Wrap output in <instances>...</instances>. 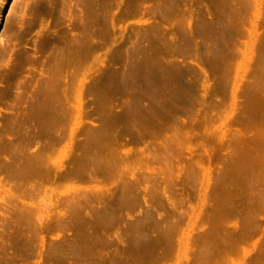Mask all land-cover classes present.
Returning a JSON list of instances; mask_svg holds the SVG:
<instances>
[{"label":"rangeland","instance_id":"374dc122","mask_svg":"<svg viewBox=\"0 0 264 264\" xmlns=\"http://www.w3.org/2000/svg\"><path fill=\"white\" fill-rule=\"evenodd\" d=\"M94 2L0 0V34L3 33L0 134L6 136L16 117L21 132L40 135L31 145L25 142L26 152L37 150L48 155L43 163L35 165L37 159H22L26 168L22 178L18 181L12 176L0 188V204L6 203L4 208L0 205L5 261L7 264H88L89 254L95 252L99 258L111 253L112 257L131 256L130 262L136 264H264V199L261 202L258 199H261L260 190L264 189V0H102L105 41L101 61H87L80 68L87 75L83 125L76 128L74 115L60 118L58 130L49 132L45 117L41 123L30 119L27 101L42 86L48 77L46 72L54 64L52 37H62L64 32L68 37L79 33L85 16L89 17L90 31L94 30L90 24ZM43 3L47 6L41 11ZM157 28L161 29L159 33ZM146 48L158 53L162 67L156 65L150 77H139L142 81L133 76L137 73L124 78L125 64L136 65L137 59L139 64L145 53H149ZM124 50L131 54L128 61ZM91 52L93 56L97 54ZM15 67L20 70L10 79ZM134 68L140 71L137 66ZM80 69L69 68L70 73H75L76 81ZM76 81L73 79L71 85L73 105L78 100L79 80ZM154 81H160V85L165 82V88L161 86L163 92L172 95L182 110L176 112V109V117L167 115L169 121L165 119L162 127L156 126L161 132L155 133L156 138L146 133L144 143L137 140V134L138 138L133 136L131 127L127 130L131 128L133 134L129 130L128 133L133 137L127 134L125 137L126 129L121 127L129 124L128 119L121 117L117 124L122 125L117 128L116 124L118 130L114 129V134L119 135L122 130L130 143L118 137L115 144L106 145L109 149L103 147L110 150H105L106 156L113 152L124 157L114 163L116 170L108 173V164L111 166L117 160L109 154L110 159H98L101 163L89 159L87 150L84 152L82 148L86 138L82 132L115 119L127 109L126 99L137 97L138 93L143 103L150 101L148 97L153 94H148L155 90L150 88L151 91L145 92L146 85ZM17 82L20 89L15 86ZM139 82L142 91L137 88ZM104 95L111 100L110 106L106 105L108 108L100 105L99 97ZM170 122L176 126L171 127ZM166 126L170 129L166 130ZM72 128L78 131L74 139H71ZM165 142H170L173 149ZM98 147L102 146L97 144L92 152L94 156L98 150H104ZM82 152L88 156L79 163ZM99 153L102 155L103 151ZM76 166L84 167L83 171L77 177L70 175L71 178L66 171ZM36 167L42 168V172L38 173ZM85 167L94 175L90 176ZM17 181L22 187L20 192L16 189ZM106 261L100 263L112 264Z\"/></svg>","mask_w":264,"mask_h":264},{"label":"bare ground","instance_id":"6f19581e","mask_svg":"<svg viewBox=\"0 0 264 264\" xmlns=\"http://www.w3.org/2000/svg\"><path fill=\"white\" fill-rule=\"evenodd\" d=\"M4 1H6V0H4ZM225 1V0H224ZM247 1V0H246ZM57 2V1H56ZM134 2V1H133ZM251 2V1H250ZM4 2H2V4H3ZM24 3V2H23ZM22 3V4H23ZM49 3V2H48ZM129 3H131V2H129ZM38 4V3H37ZM226 4V3H225ZM6 5V2H5V4H4V6ZM88 5V4H87ZM92 5V4H91ZM174 5V4H173ZM172 5V6H173ZM3 6V7H4ZM47 5H45L44 3H43V6L40 8V9H42L41 11H43L44 9H45V7H46ZM166 6V5H165ZM233 6V5H232ZM24 7V6H23ZM81 7V6H80ZM104 7V3L102 2V0H95V2H94V8H93V15H92V18H91V22H90V20H89V22H90V24H92L93 25V27H94V30H91L90 31V29H89V23H88V19H89V17L88 16H85V18H83L84 20L82 21V29H81V31L79 32V33H76V34H73L71 37H68L67 35H65V34H67L66 32H64L65 34H64V36H62V37H56V35H55V37H56V39L54 38V37H52L53 39H52V41H50L51 43L53 42V43H55V49L53 48V50L55 51L54 52V54H53V57H52V59H53V65H51L50 66V68L48 69V71L46 72L47 73V75H48V77L47 78H45L46 80L45 81H43L44 83L42 84V86H40V88L37 90V92L35 91V93L34 94H31V95H29L28 97H30L31 96V98H29V99H31V100H28L27 102H28V111H29V113H30V115H31V117H30V119H32V120H34L36 123H41L42 122V118L43 117H45V119H47V121H46V123L48 122V127L47 128H49L50 129V131L49 132H51V130L53 131V130H55L56 129V125H57V123H58V121H59V119L60 118H64V119H68V117H73L74 115H76V122H75V126H76V128H80L81 129V125H83V114H84V109H85V101H84V96H85V94H86V88H85V82H86V80H87V75H86V73L84 72V71H81V67H82V65H84L87 61L89 62V61H93V62H99V61H101V56H102V54H100L101 53V50H102V48H103V46H102V44H104V41L105 40H103V39H105V37H104V32H103V27H104V25H103V21L105 20L104 19V17H103V8ZM89 8V7H88ZM171 8V7H170ZM14 9V8H13ZM46 10V9H45ZM19 11V10H18ZM50 11V10H49ZM87 11H88V9H87ZM90 11H92L91 9H90ZM130 11V10H129ZM181 11V10H180ZM15 12V11H14ZM89 12V11H88ZM15 14V13H14ZM18 14V13H17ZM84 14H86V13H84ZM36 15V14H35ZM83 15V14H82ZM89 15V14H88ZM168 15H170V14H168ZM187 15V14H186ZM13 16V15H12ZM17 16V15H16ZM166 16V15H165ZM164 16V17H165ZM199 16V15H198ZM84 17V16H83ZM91 17V16H90ZM40 18V17H39ZM108 18V17H107ZM167 18V17H166ZM15 20V19H14ZM81 20H82V17H81ZM121 20V19H120ZM112 21V20H111ZM19 22V21H18ZM14 23H17V22H14ZM211 23V22H210ZM236 23V22H235ZM0 24H1V22H0ZM156 24V23H155ZM199 24V23H198ZM157 25V24H156ZM79 26V25H78ZM150 26V25H149ZM155 26V25H154ZM153 26V27H154ZM159 26V25H158ZM157 27V26H156ZM159 27H161V26H159ZM198 27V26H197ZM214 27V26H213ZM140 28V27H139ZM194 28V27H193ZM80 29V28H79ZM142 29V28H141ZM158 29V28H157ZM135 30V29H134ZM140 30V29H139ZM155 30V29H154ZM159 30V29H158ZM161 30V29H160ZM160 30L158 31V33L160 32ZM141 32V31H140ZM143 32V31H142ZM187 32V31H186ZM156 33V32H155ZM158 33H156V34H158ZM162 33H163V31H162ZM200 33V32H199ZM71 34V33H70ZM69 34V35H70ZM2 35H3V33H1L0 34V38L2 37ZM159 35V34H158ZM223 36V35H222ZM51 37V36H50ZM104 37V38H103ZM137 37V36H136ZM160 37H161V35H160ZM149 38V37H148ZM145 39V38H144ZM183 39V38H182ZM181 39V40H182ZM187 39V38H186ZM49 40H51V39H49ZM108 40V39H107ZM189 40V38L187 39V41ZM140 42V41H139ZM43 43H45V41L43 42ZM47 44H49V43H47ZM59 44V45H58ZM175 44V43H174ZM174 44H172V45H174ZM54 45V44H53ZM52 45V46H53ZM146 45V44H145ZM178 45V44H177ZM41 46V45H40ZM44 46V45H43ZM151 47V46H150ZM149 47V48H150ZM153 47V46H152ZM202 47V46H201ZM43 48V47H42ZM149 48H146V51H148L147 49H149ZM168 48V47H167ZM181 48V47H180ZM36 49V48H35ZM38 49H40V48H38ZM207 49V48H206ZM144 50H145V48H144ZM150 50V49H149ZM153 50V48L151 49V51ZM165 50V49H164ZM163 50V51H164ZM167 50H169V49H167ZM90 51H94V52H96L97 54H94V56L92 55L93 54V52H91L90 53ZM172 51V50H171ZM149 52V51H148ZM89 53H90V55H92L93 56V58H92V60H89V58H90V55H89ZM120 54H122L121 52H120ZM124 54H125V56H124V58H125V60L126 61H128V60H130V58H131V54H130V52H128V50H126V52H125V50H124ZM146 55L142 58V60L140 61V63L138 64L137 63V61H139L138 59L135 61V63H136V65L134 64V65H128L127 66V64H125V68L123 69V71H122V75H123V77L124 78H126L128 75L127 74H130V76H131V74H133V73H137V75H134L133 74V76H135V77H138V79H140L139 77H141V76H146V77H148L150 74H152V73H154V71H155V67H156V65H158L160 68L162 67L160 64L161 63H159L160 62V59L157 57V55L156 54H158V53H156V51H152V52H149V53H145ZM160 54V53H159ZM212 54V53H211ZM89 55V56H88ZM116 55V54H115ZM119 55V54H118ZM206 55V54H205ZM213 55V54H212ZM211 56V55H210ZM159 57H161V56H159ZM90 58V59H91ZM210 58V57H209ZM140 59H141V57H140ZM212 60H214V59H212ZM52 61V60H51ZM44 63V62H43ZM20 64V63H19ZM88 64V63H87ZM86 64V65H87ZM155 64V65H154ZM86 65H84V66H86ZM71 66H74V67H78L79 69H80V72H81V75H80V72H76V74H78L77 75V81L79 80V84H78V88H77V93H78V95H77V98H78V100H77V104H75V105H73L72 103H71V101H70V95L71 96H73L72 94H70L71 93V90L73 89V87H71V85L73 86V79L76 81V79L74 78L75 77V73L74 72H72L71 71V73L69 72V68L71 67ZM108 66V65H107ZM137 66V68L138 69H140V71L138 70H135V68L134 67H136ZM21 67V66H20ZM179 67V66H178ZM212 67V66H211ZM16 68V67H15ZM82 68H84V67H82ZM114 68V67H113ZM158 68V67H157ZM156 68V69H157ZM193 68V67H192ZM13 70V69H12ZM11 70V71H12ZM19 70H20V68L18 67V68H16V69H14L9 75V77H10V79H13V78H15V76H16V74L19 72ZM83 70V69H82ZM112 70V69H111ZM161 70V69H160ZM44 71H46V70H44ZM112 71H114V70H112ZM40 73H42V72H40ZM80 75V78L78 79V76ZM139 75V76H138ZM158 75V74H157ZM174 75V74H173ZM190 75V74H189ZM150 77V76H149ZM160 77V76H159ZM121 78H122V76H121ZM128 78V77H127ZM131 78V77H130ZM134 78V77H133ZM149 79V78H148ZM137 80V79H136ZM144 80H146V78L144 79ZM155 80V79H154ZM194 80V79H193ZM39 81V80H38ZM76 81V82H77ZM110 81V80H109ZM139 81H142L141 79L139 80ZM165 81V80H164ZM192 81V80H191ZM163 82V81H162ZM113 83V82H112ZM116 83V82H115ZM132 83H133V81H132ZM154 83H156V85L154 84ZM154 83L153 82H148V86L146 85V87H148V90L147 91H145V92H148L149 90L151 91V89L154 91V92H152V93H145V94H148V95H152V96H147L148 97V99L150 100V101H148L147 100V103H143V101H142V97H141V95H139V93H138V95H137V97L135 96L134 98H131V99H126L128 102L126 103V108L127 109H124L125 111H121V114L120 115H118V116H111L112 118L113 117H115V119H113L112 121H111V118L109 119V114H108V116L106 115V120L107 119H109L110 121H106V123L103 121V123H102V125L100 126V128L98 127L97 129H89L88 127H87V129H85L86 130V132H82V133H86V135H85V139L82 141L83 143H82V148H83V150L85 149V150H87V152L84 150V152H86L85 153V155H83L84 153L82 152V154H80L79 156H78V158L79 159H81L80 160V162L79 163H81V161H82V159H86L87 158V156L89 157V159H92V158H94V159H99V160H102V159H106V157H107V159H115V160H117V161H114L113 163H111L112 165L111 166H113V165H115L116 164V162H118V159H123L121 156H119V155H116V153H113V152H111V153H107V156H106V152H105V150H107V151H109L110 152V150H108L109 148H108V146H110V145H108V143L110 144V142H111V144L112 143H116L117 141H118V137L120 138H122V137H124L126 134L127 135H129L130 133H132L133 131H134V134L135 135H133L134 137H137L138 138V136H139V139H137L138 141H140V142H143L144 143V140L147 138V136H145L146 135V133L148 134V135H154L155 136V133L156 134H160L161 132H160V130L158 131L157 129H155L156 128V126H161L162 127V123H164V121H165V119H167V118H165V117H168L167 115H170L171 117H173L175 114H176V112H178V110H180V109H178V107L179 106H177L176 104H178L179 105V102L177 103V101L175 102V100L176 99H172V95L170 96V94H169V96H170V98H169V96H166V92H163V89L165 88V82H163V84H159L160 83V81H158V83L157 82H155L154 81ZM193 83V82H192ZM138 84V83H137ZM158 84L160 85V87L162 86V87H164V88H160L159 86H158ZM189 84H191V83H189ZM197 84V83H196ZM136 85V84H135ZM135 85H134V87H135ZM16 88L18 89L19 87H20V82H17L16 83ZM15 86H14V88H15ZM119 86V85H118ZM167 87V86H166ZM137 88H139L141 91H142V86L140 85V82H139V84H138V86H137ZM151 88V89H150ZM196 88V87H195ZM20 89V88H19ZM197 89V88H196ZM119 90V89H118ZM166 90V89H165ZM164 90V91H165ZM199 90V89H198ZM73 92H74V89L72 90ZM17 92V91H16ZM156 92V93H155ZM198 92V91H197ZM196 92V93H197ZM33 93V92H32ZM103 93V92H102ZM154 93L156 94V95H154ZM200 93V92H199ZM99 94V93H98ZM131 94V93H130ZM133 94V93H132ZM132 94H131V96H132ZM143 95H145L144 93H142ZM168 94V93H167ZM171 94H173V93H171ZM18 95V94H17ZM16 95V96H17ZM99 95H101V94H99ZM19 96V95H18ZM17 96V97H18ZM146 96V95H145ZM174 96V95H173ZM21 97V96H20ZM27 97V98H28ZM86 97V96H85ZM126 97V96H125ZM146 97V98H147ZM22 98V97H21ZM99 98H101L100 100H101V106H103L104 108L106 107V105H109L110 103H109V100L110 99H108L109 98V96H107V98H106V95H104V98L103 97H99ZM129 98V97H128ZM175 98V97H174ZM192 98V97H191ZM197 98V100H198V97H196ZM195 98V99H196ZM201 98V97H200ZM186 99V98H185ZM192 99H194V98H192ZM115 100V99H114ZM125 100V101H126ZM144 100V99H143ZM180 100H182V99H180ZM190 99H188V101H189ZM26 101V100H25ZM111 101V100H110ZM113 101V100H112ZM146 101V100H145ZM168 101H170L172 104H170ZM187 101V100H186ZM195 101V100H194ZM22 102H23V100H22ZM26 102V103H27ZM167 102V103H166ZM176 103V104H175ZM23 104V103H22ZM170 105V106H169ZM205 105V104H204ZM110 106V105H109ZM114 106V105H113ZM191 106V105H190ZM189 106V107H190ZM175 107H177V108H175ZM106 108H108V106L106 107ZM184 108V107H183ZM187 108H188V106H187ZM176 109H177V111H176ZM199 109V108H198ZM106 110H108V109H106ZM111 110V109H110ZM168 110V111H167ZM173 110H174V112H173ZM182 110V109H181ZM27 111V110H26ZM173 113H172V112ZM176 111V112H175ZM188 111V110H187ZM187 111H184L185 113L187 112ZM180 112V111H179ZM110 113V112H109ZM114 113V112H113ZM175 113V114H174ZM182 113H183V111H182ZM24 114V113H23ZM118 114V113H117ZM27 115H29L28 113H27ZM29 115V116H30ZM173 115V116H172ZM194 115V114H193ZM196 115V114H195ZM13 116V115H12ZM18 117V116H17ZM108 117V118H107ZM124 118L125 120H127V121H125V122H127L129 125L128 126H125V124L123 125V127L124 128H122L121 127V129H126L127 130V128L128 127H131L132 128V132H130L131 130V128H129L128 130H129V132L130 133H128V130L126 131L125 130V133L124 132H121L120 131V133H119V135H123V133L125 134V135H121V136H119L118 134H114V132L115 131H117L118 129L117 128H119V125L121 124V122L119 123V124H117L118 123V121L119 120H121L122 118ZM175 117H176V115H175ZM187 117V116H186ZM29 118V117H28ZM27 118V119H28ZM88 118V117H87ZM121 118V119H120ZM178 118H180V117H178ZM175 119L176 121H178V122H180L179 121V119ZM24 119H26V118H24ZM23 119V120H24ZM30 119H29V121H30ZM104 119V118H103ZM169 119L170 118H168L167 120L169 121ZM172 120H173V118H171ZM181 119V118H180ZM5 120V119H4ZM164 120V121H163ZM22 121V120H21ZM27 120H25V122H26ZM44 121V122H45ZM122 121V120H121ZM171 121V120H170ZM176 121H173L174 123L176 122ZM183 121V120H182ZM12 122H14L13 124H14V127H12V129H10V130H8V133L6 134V136L5 135H3V134H0V188L2 187H4V186H6V181L7 180H9L12 176H15L16 178H18V181L20 180V178H22V176L24 175V170L26 169L25 168V164L22 162V159H37L36 160V162L34 161V165H35V163L37 164L38 162H40V163H43L42 161H43V159H47L48 158V155L46 156L45 155V153H43L42 151H32V152H26V147H27V145H31V144H33L34 142H36V140L38 139L37 137H38V133L36 134H30L29 132H28V134L29 135H27L26 134V132L25 133H23V132H21V126L19 125V122H18V120H16V117H15V119H14V121L12 120ZM24 122V121H23ZM22 122V123H23ZM24 122V123H25ZM28 122V121H27ZM72 122V121H71ZM165 123H166V121H165ZM171 123V122H170ZM170 123H169V126H170ZM10 124V123H9ZM29 124V123H28ZM32 124V123H31ZM118 125V127H117V125ZM172 125H171V127L172 126H174L173 125V123H171ZM176 124H178V123H176ZM180 124V123H179ZM39 125H41V124H39ZM115 125V126H114ZM122 125V124H121ZM22 126H24V125H22ZM35 126V125H34ZM43 126V125H42ZM62 126V125H61ZM114 128H113V127ZM169 126L167 127V129L166 130H168V128H169ZM176 126V125H175ZM174 126V127H175ZM8 127V126H7ZM20 127V128H19ZM27 127V126H26ZM31 127H33V126H31ZM111 127L113 128V132H111L112 130H111ZM115 127H117L116 129H115ZM178 127V126H177ZM9 128V127H8ZM30 128V127H29ZM34 128H36V127H34ZM63 128V127H62ZM158 128V127H157ZM23 129V128H22ZM28 129V128H27ZM33 129V128H32ZM31 129V130H32ZM39 129H41V128H39ZM43 129V128H42ZM83 129V128H82ZM114 129H115V131H114ZM170 129V128H169ZM56 130H58V129H56ZM55 130V131H56ZM63 130V129H62ZM162 130V129H161ZM81 131H83V130H81ZM158 131V132H157ZM14 132V133H13ZM21 132V133H20ZM47 132V131H46ZM78 132V131H77ZM76 132V129H73L72 128V130H71V139H74V137H75V134L77 133ZM87 132H88V134H87ZM136 132V133H135ZM176 132H178V131H176ZM175 133V132H174ZM80 134V133H79ZM133 134V133H132ZM131 134V135H132ZM138 136H137V135ZM181 134V133H180ZM57 135V134H56ZM70 135V134H69ZM127 135L125 136V137H127ZM131 135H129V136H131ZM145 136V138H144V136ZM175 135V137L177 136L176 135V133L174 134ZM239 135V134H238ZM40 136V135H39ZM77 136V135H76ZM84 136V135H83ZM133 136H131V138L133 137ZM154 136H152V137H154ZM160 136V135H159ZM165 136V135H164ZM181 136V135H180ZM242 136V135H241ZM240 136V137H241ZM5 137H6V139H5ZM80 137V136H79ZM124 137V138H125ZM143 137V139L142 140H140L141 138ZM173 137V136H172ZM69 138V137H68ZM121 138H120V140H121ZM155 138H156V136H155ZM178 138V137H177ZM176 138V139H177ZM243 138V137H242ZM49 139V138H48ZM123 139V138H122ZM126 139V138H125ZM170 139V138H169ZM186 139V138H185ZM184 139V140H185ZM119 140V141H120ZM127 140V139H126ZM130 140V139H129ZM133 140V139H132ZM167 140V139H166ZM174 140V139H173ZM179 140V139H178ZM181 140V139H180ZM179 140V141H180ZM56 141V140H55ZM128 141V140H127ZM138 141H135V142H138ZM148 141V140H147ZM168 141V140H167ZM170 141V140H169ZM27 143V145H26V143ZM126 142V141H125ZM28 143H30V144H28ZM39 143V142H38ZM126 143H130L129 141L128 142H126ZM134 143V141L132 142V144ZM168 143V142H167ZM166 142H165V144H167ZM243 144H245L244 142H242ZM96 144V145H95ZM97 144H98V146L100 145V146H102V147H98L99 149L100 148H103V147H106V145H108L106 148H108V149H104V150H102L103 151V153H102V151L101 150H98L97 152H98V154L96 155L95 154V156H94V153H92L93 151H94V149L97 147ZM137 144H140V143H137ZM242 144V145H243ZM74 145V144H73ZM122 145V144H121ZM146 145H147V143H146ZM168 146L170 145V142H169V144H167ZM240 145V144H239ZM241 145V146H242ZM93 146H95V147H93ZM117 146V145H116ZM124 146V145H123ZM139 146V145H138ZM168 146H166V150L168 149ZM30 147V146H29ZM72 147V146H71ZM92 147H93V151H92ZM115 147V145L113 146V148ZM118 147V146H117ZM150 147V146H149ZM148 147V148H149ZM170 147H171V145H170ZM243 147V146H242ZM244 147H245V145H244ZM28 148V147H27ZM81 148V149H82ZM152 147H150V149H151ZM79 149V148H78ZM97 149V148H96ZM115 149V148H114ZM112 149V146H111V150L112 151H117V149ZM119 149H120V147H119ZM170 149H173V147H171ZM52 150V149H51ZM88 150L89 151H91L90 152V154H89V152H88ZM121 151V150H120ZM119 151V152H120ZM147 151V150H146ZM172 151V150H171ZM99 152H101L102 153V155L99 153ZM166 152V151H165ZM92 153V154H91ZM121 153V152H120ZM104 154V155H103ZM108 154H109V156H110V158H109V156H108ZM110 154H112V156L110 155ZM117 154H119V153H117ZM141 154V153H140ZM140 154H138V155H140ZM156 155H157V153H156ZM47 157V158H46ZM157 157V156H156ZM167 158V157H166ZM7 159H10V160H7ZM93 159V160H94ZM98 160V162L99 163H101V161H99ZM97 162V161H96ZM30 163V162H29ZM28 163V164H29ZM78 163V162H77ZM83 163H86V162H82V165H86V164H83ZM107 163V162H106ZM115 163V164H114ZM120 163V162H119ZM33 164V163H32ZM32 164H31V166H32ZM91 164V163H90ZM93 164H94V161H93ZM92 164V165H93ZM96 164V163H95ZM98 164V163H97ZM27 165V164H26ZM43 165V164H42ZM79 165V164H78ZM98 166V165H97ZM111 166H109V164H108V167L106 168L107 169V172L108 173H111L112 172V170H116V167L115 166H117V165H115V166H113V167H115V168H113V167H111ZM77 168L79 167V166H76ZM76 167H72L70 170H67L66 172H67V175H71V176H73V177H77V176H79L80 175V173L79 172H82L83 170H81V169H83L82 168V166L80 167V168H76ZM228 167H230V166H228ZM101 168V167H100ZM105 168H103V173H104V171L106 170ZM35 169V168H34ZM36 169H37V172L38 173H41L42 172V168H39V167H36ZM80 169V170H79ZM105 169V170H104ZM84 170H88V168L86 169V167H85V169ZM31 171V170H30ZM36 171V170H35ZM89 172V175L91 176V175H94V174H92L93 172H91V170L89 169L88 170ZM36 172V173H37ZM85 172V171H84ZM113 172H115V171H113ZM105 173H106V171H105ZM30 174V173H29ZM66 174V173H65ZM113 174V173H112ZM226 174V173H225ZM3 175V176H2ZM106 175V174H105ZM230 175V174H229ZM69 176H68V178H69ZM70 176V177H71ZM89 176V177H90ZM140 176V175H139ZM65 177H67L66 175H65ZM93 177V176H92ZM72 178V177H71ZM228 180V179H227ZM17 181V184H16V189H18L19 190V192H20V190L22 189V187H21V184L19 183ZM129 181V180H128ZM233 181V180H232ZM257 181V180H256ZM156 182V181H155ZM227 183H229V182H227ZM256 183V182H255ZM254 183V184H255ZM9 184V183H8ZM125 184V183H124ZM158 184V183H157ZM260 184H263V183H260ZM132 185V184H131ZM227 185H225V187H226ZM132 187V186H131ZM136 187V186H135ZM256 187H259V186H256ZM125 188V187H124ZM123 188V189H124ZM253 188V187H252ZM255 188V187H254ZM253 188V189H254ZM261 188V187H260ZM264 188V187H263ZM227 189H228V187H227ZM258 189V188H257ZM256 189V190H257ZM232 191V190H231ZM254 191H255V189H254ZM258 191V190H257ZM262 190H260V194L258 195V196H261V199L260 198H258V196H257V198L260 200V202L264 199V189H263V191L261 192ZM130 192V191H129ZM118 193H120V192H118ZM159 193V192H158ZM229 193H230V190H229ZM257 193V192H256ZM255 193V194H256ZM263 193V194H262ZM127 194V193H126ZM131 194V193H130ZM144 194V193H143ZM160 194V193H159ZM226 194V193H225ZM262 194V195H261ZM236 195V194H235ZM229 196V195H228ZM231 196V195H230ZM229 196V197H230ZM255 196V197H254ZM254 196H252V197H254V198H256V195H254ZM228 198V197H227ZM235 198V197H234ZM100 199V198H99ZM231 199H233V198H231ZM121 200V199H120ZM136 200V199H135ZM225 200V199H224ZM228 200H230V198L228 199ZM227 200V202H229ZM234 200V199H233ZM254 200V199H253ZM161 202V201H160ZM231 202V201H230ZM90 203H92V202H90ZM144 203V202H143ZM165 203V202H164ZM219 203V202H218ZM242 203V202H241ZM252 204V203H251ZM1 205V207H3L4 208V206H6V203L5 202H3L2 204H0ZM161 205V204H160ZM146 206V205H145ZM162 206V205H161ZM238 206V205H237ZM95 207V206H94ZM120 207V206H119ZM239 208V207H238ZM153 210V209H152ZM105 211V210H104ZM241 211V210H240ZM146 212V211H145ZM149 212V211H148ZM250 212V211H249ZM254 212V211H253ZM97 213V212H96ZM102 214V213H101ZM100 214V215H101ZM99 215V214H98ZM106 215V214H105ZM152 215H153V213H152ZM2 216L4 217L5 215H4V213H2ZM115 216V215H114ZM105 217V216H104ZM112 217V216H111ZM207 217V216H206ZM249 218H250V216H248ZM255 217V216H254ZM120 218V217H119ZM248 218V219H249ZM252 218H253V216H252ZM251 218V220H255V218H253L252 219ZM4 219V218H3ZM206 219V218H205ZM210 219V218H209ZM6 220V219H5ZM8 220V219H7ZM91 220V219H90ZM90 220L89 221H87V222H90ZM250 220V219H249ZM248 220V221H249ZM10 221V220H9ZM55 221H57V220H55ZM209 221V220H208ZM212 221V220H211ZM253 221H249V222H253ZM58 222V221H57ZM62 222V221H61ZM77 222V221H76ZM81 222V221H80ZM256 222V221H255ZM158 224V223H157ZM65 225V224H64ZM103 225V224H102ZM138 226V225H137ZM155 227V226H154ZM154 230V229H153ZM93 231V230H92ZM3 232V231H2ZM169 232V231H168ZM5 233V232H4ZM91 234V233H90ZM1 236H0V241H1V246H2V248H1V250H0V252L2 251V249L4 250V251H6V248H4L5 246L3 245V241H4V234H0ZM97 236V235H96ZM91 237V236H90ZM99 237V236H98ZM147 237V236H146ZM152 237V236H151ZM100 238V237H99ZM164 239V238H163ZM102 240H103V238H102ZM106 240V239H105ZM78 241V240H77ZM68 242V241H67ZM93 242V241H92ZM104 242V241H103ZM107 242V241H106ZM114 242V241H113ZM145 242V241H144ZM5 243V242H4ZM81 243V242H80ZM101 243V242H100ZM115 243V242H114ZM54 244V243H53ZM52 244V245H53ZM73 244V243H72ZM107 244H108V242H107ZM110 244H111V242H110ZM65 245V244H64ZM67 245V244H66ZM76 245V244H75ZM103 245V244H102ZM112 245H113V243H112ZM139 245V244H138ZM0 246V247H1ZM90 246V245H89ZM114 246V245H113ZM148 246V245H147ZM57 247V246H56ZM59 247V246H58ZM77 247V246H76ZM93 247V246H92ZM92 247H90V248H92ZM134 247V246H133ZM152 247V246H151ZM67 248V247H66ZM79 248V247H78ZM87 248H89V247H86V249ZM89 248V249H90ZM96 248V247H95ZM97 249V248H96ZM133 249V248H132ZM161 249V248H160ZM68 250V249H67ZM127 250V249H126ZM4 251H2V256L0 257V264H7L8 262L7 261H5V258H4V254L6 255L7 253H5ZM19 251H21V250H19ZM23 251V250H22ZM92 251V250H91ZM94 251V250H93ZM117 251V250H116ZM149 251V250H148ZM63 252V251H62ZM83 252H86V251H83ZM113 252V251H112ZM115 252V251H114ZM120 252V251H119ZM127 252V251H126ZM79 253H81V252H79ZM88 253H91V252H88ZM93 253V254H92ZM91 254H89L90 256H89V258L88 257H86V258H88L86 261H88V264H97L98 262H99V264H101L102 263V261H108V262H112V264L113 263H116V262H121L122 264L124 263V264H134L135 262H133L132 263V261H133V257L132 258H130V257H125V256H119V255H117V257L114 255L113 257H112V253H111V256H105L104 258H99L100 256L99 255H94V253L95 252H92ZM116 253V252H115ZM147 253V252H146ZM152 253V252H151ZM153 253H154V251H153ZM1 254V253H0ZM22 254V253H21ZM122 254V253H121ZM123 254H124V252H123ZM122 254V255H123ZM62 255V254H61ZM86 255H88L87 253H86ZM107 255H109V253L107 254ZM131 255V254H130ZM138 255V254H137ZM145 255V254H144ZM7 256V255H6ZM32 256V255H31ZM53 256V255H52ZM80 255L78 254V258H80L79 257ZM81 256H82V253H81ZM93 256V257H92ZM127 256H129V255H127ZM141 256V255H140ZM146 256V255H145ZM144 256V257H145ZM156 256V255H155ZM60 257H62V256H60ZM103 257V256H102ZM135 257H136V253H135ZM149 257H150V255H149ZM149 257H147V258H149ZM13 258V257H12ZM83 258V257H82ZM140 259H141V257H139ZM153 258V257H152ZM99 259H104V260H100L101 261V263H100V261H99ZM132 259V261L130 262V260ZM135 259V258H134ZM139 259V260H140ZM150 259V258H149ZM156 259V258H155ZM154 259V262L155 261H157V260H159L158 258H157V260H155ZM60 260V259H59ZM62 260V259H61ZM76 260V259H75ZM83 260V259H82ZM144 259H142V261H143ZM106 261V262H107ZM116 261V262H115ZM150 261H151V259H150ZM104 262H103V264H104ZM141 262V261H140ZM145 262V261H144ZM153 262V263H154ZM120 263V264H121ZM137 263V262H136ZM135 263V264H136ZM142 263V262H141ZM158 263V262H157ZM156 263V264H157ZM106 264H108V263H106ZM111 264V263H110ZM145 264V263H144ZM159 264V263H158Z\"/></svg>","mask_w":264,"mask_h":264}]
</instances>
